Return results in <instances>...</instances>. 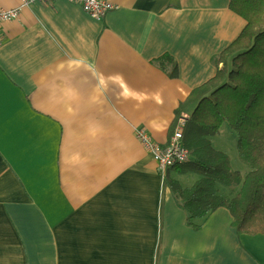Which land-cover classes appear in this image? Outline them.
<instances>
[{
    "label": "crops",
    "instance_id": "crops-1",
    "mask_svg": "<svg viewBox=\"0 0 264 264\" xmlns=\"http://www.w3.org/2000/svg\"><path fill=\"white\" fill-rule=\"evenodd\" d=\"M110 2L101 22L54 0L0 30V264H264V234H239L225 208L191 220L137 138L168 144L246 22L230 0ZM166 54L177 79L156 64ZM223 128L208 140L245 177L238 134L216 147ZM168 177L185 189L200 175Z\"/></svg>",
    "mask_w": 264,
    "mask_h": 264
},
{
    "label": "trees",
    "instance_id": "trees-1",
    "mask_svg": "<svg viewBox=\"0 0 264 264\" xmlns=\"http://www.w3.org/2000/svg\"><path fill=\"white\" fill-rule=\"evenodd\" d=\"M230 10L244 19L246 27L213 60L216 77L194 89L176 113L191 116L184 141L192 158L173 169L181 174L196 172L200 178L185 189L168 177L169 172L165 180L191 220L205 221L225 208L239 234H264V0H230ZM156 64L170 78H178L179 68L171 55L159 58ZM224 124L238 134L237 150L251 169L245 177L208 140ZM218 185L230 190L241 187V191L228 199L220 195Z\"/></svg>",
    "mask_w": 264,
    "mask_h": 264
},
{
    "label": "built area",
    "instance_id": "built-area-1",
    "mask_svg": "<svg viewBox=\"0 0 264 264\" xmlns=\"http://www.w3.org/2000/svg\"><path fill=\"white\" fill-rule=\"evenodd\" d=\"M54 0H21L19 8L6 10L0 7V30L5 25L12 24L20 19L23 9L26 6L37 5V3L49 4ZM71 4L80 6L83 12L96 21H102L106 16L117 9L116 4H112L110 0H68ZM2 38L0 36V43ZM191 122V116L188 112H182L177 116L173 125V133L168 144L162 145L155 142L150 133L146 130H140L137 138L142 143L144 149L152 155L156 168L162 176H166L167 172L178 166L188 163L192 154L186 147L184 134Z\"/></svg>",
    "mask_w": 264,
    "mask_h": 264
},
{
    "label": "rangeland",
    "instance_id": "rangeland-1",
    "mask_svg": "<svg viewBox=\"0 0 264 264\" xmlns=\"http://www.w3.org/2000/svg\"><path fill=\"white\" fill-rule=\"evenodd\" d=\"M213 64H215V63H213ZM222 67H223V65L221 66V68ZM215 77H216V75H215ZM223 127L224 128L222 129L221 136H219L217 139H215L216 140L215 141L216 147L218 146V143H220V144L223 143L224 145H228L229 147L231 146L230 139L228 138V136H230V134H231V129H230V127H228L227 124H224ZM238 153H239L238 150H236V152L232 155V160L234 162L235 167L237 169H239L240 171L244 172L245 170L241 167L242 164L244 165V163H243V160L241 159V157ZM240 189H241V187H238L236 189H231V190L229 189L230 193H231L229 196L235 197L236 194L241 191Z\"/></svg>",
    "mask_w": 264,
    "mask_h": 264
}]
</instances>
